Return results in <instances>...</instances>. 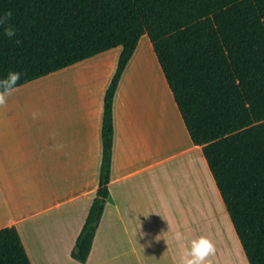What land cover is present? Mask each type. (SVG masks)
Here are the masks:
<instances>
[{"label": "trees", "instance_id": "trees-1", "mask_svg": "<svg viewBox=\"0 0 264 264\" xmlns=\"http://www.w3.org/2000/svg\"><path fill=\"white\" fill-rule=\"evenodd\" d=\"M0 78L19 85L120 46L103 99L98 186L72 251L85 262L109 196L113 102L139 38L152 42L249 264H264V0H0ZM19 41V43H17ZM0 264H31L14 225L0 228Z\"/></svg>", "mask_w": 264, "mask_h": 264}, {"label": "crops", "instance_id": "crops-1", "mask_svg": "<svg viewBox=\"0 0 264 264\" xmlns=\"http://www.w3.org/2000/svg\"><path fill=\"white\" fill-rule=\"evenodd\" d=\"M138 44L114 96L109 196L85 262L72 251L98 186L103 99L121 47L27 81L0 107V228H17L31 264H163L158 243L168 239V232L159 233L155 168L195 152L200 172L217 188L202 146L190 138L152 42L144 49ZM142 67L147 69L143 85ZM160 87L165 89L162 96ZM17 96H27L26 108L16 106ZM33 112L38 118H32ZM53 130L55 138L50 137ZM56 144L65 147L58 151ZM198 180L201 185V174ZM179 191L183 199L174 207L180 212L175 220L190 238L198 227L193 217L197 210L190 191L188 197L185 189ZM168 258L164 264H176L171 254Z\"/></svg>", "mask_w": 264, "mask_h": 264}, {"label": "rangeland", "instance_id": "rangeland-1", "mask_svg": "<svg viewBox=\"0 0 264 264\" xmlns=\"http://www.w3.org/2000/svg\"><path fill=\"white\" fill-rule=\"evenodd\" d=\"M144 47L149 45V39L142 35L141 42L138 44ZM165 91L164 88L160 87ZM16 106L20 108L27 107V96L15 97ZM186 165H183V164ZM158 174L153 175V185L158 188L160 209L158 220L160 223V232H168V239H160V254L158 259L161 263L168 262V255L171 254L176 264H180V257L183 252V241H177V233H183L185 227H178L175 219L180 212H175L179 202H182L183 196L180 195V189H185L187 197L190 191V198L193 207L197 211L193 212L197 228L192 229V236L186 234L187 241L206 236L213 241L216 247V253L210 257L211 264H249L245 252L241 246L231 218L221 200L218 197V190L211 179L206 181L202 172H200L199 160L195 152L184 154L173 160L165 161L157 166ZM201 174L202 184H199L198 176ZM200 190V193L198 191ZM188 199V198H187ZM178 211V210H177ZM166 219V221H165ZM167 224V226H165ZM185 236V234H184ZM165 242V243H164ZM115 261H101L98 264H115ZM147 264V262H145Z\"/></svg>", "mask_w": 264, "mask_h": 264}, {"label": "clouds", "instance_id": "clouds-1", "mask_svg": "<svg viewBox=\"0 0 264 264\" xmlns=\"http://www.w3.org/2000/svg\"><path fill=\"white\" fill-rule=\"evenodd\" d=\"M12 13L6 12L0 16V27H3L4 34L9 38L16 36V29L11 24ZM19 43V41H17ZM21 79V73L16 71H9L4 78H0V107L7 105L8 98L16 91L19 90L18 82ZM40 114L37 112L32 113V118H38ZM57 133L53 130L50 132V137L55 138ZM56 150L62 151L65 147L63 144L54 145ZM177 241H183V252L180 257V264H211L210 257L216 253V247L212 240L206 236L187 241L183 233H177L175 236Z\"/></svg>", "mask_w": 264, "mask_h": 264}, {"label": "bare ground", "instance_id": "bare-ground-1", "mask_svg": "<svg viewBox=\"0 0 264 264\" xmlns=\"http://www.w3.org/2000/svg\"><path fill=\"white\" fill-rule=\"evenodd\" d=\"M139 58H140V57H139ZM137 61H138V60H137ZM143 62H144V60H143ZM150 65H151V64H150ZM131 66H133V65H131ZM145 69H146V68H143V67H142V70H143V73H142V74H143V75H142V80L140 79V80H141L140 82H141L142 85H143V83H144V74H145V71H147V69H146V70H145ZM129 72H130V71H129ZM152 72H153V70H152ZM133 73H134V72H133ZM132 75H133V74H132ZM132 75H131V76H132ZM153 75H154V76H153V78H152V80H153L152 82H154V89L158 91L159 89H157L156 78H155V76H156V75H155V72L153 73ZM127 76H128V75H127ZM133 76H134V75H133ZM129 77H130V76H129ZM151 77H152V76H151ZM126 82H127V80H126ZM125 85H126V84H125ZM151 86H152V85H151ZM159 86H160V85H159ZM128 87H130V86H128ZM144 87H145V86H144ZM142 88H143V87H142ZM122 89H123V88H122ZM152 89H153V88H152ZM151 91H152V90H151ZM164 93H165V92H164L163 90L160 89V95L162 96ZM132 94H133V93H132ZM148 94H149V93H148ZM153 94H154V93H153ZM121 96H122V95H121ZM125 97H126V96H125ZM129 97H130V96H129ZM121 98H122V97H121ZM143 98H144V97H143ZM150 98H151V97H150ZM130 99H131V98H130ZM59 100H60V99H59ZM146 100H147V99H146ZM151 100H152V99H151ZM157 101H158V100H157ZM57 102H58V101H57ZM125 103H126V102H125ZM58 104H59V102H58ZM145 104H146V103H145ZM137 106H138V104H137ZM137 106H136V107H137ZM143 107H144V106H143ZM158 107H159V106H158ZM168 109H169V108H168ZM135 110H136V109H135ZM151 110H152V109H151ZM155 113H156V112H155ZM164 113H165V112H164ZM152 114H153V112H152ZM160 114H162V113H160ZM172 115H173V114H172ZM141 116H142V115H141ZM156 117H158V116H156ZM161 117H162V115H161ZM166 117H167V116H166ZM170 117H171V115H170ZM151 119H152V118H151ZM172 120H173V119H172ZM157 121H158V120H157ZM142 122H143V121H142ZM159 122H160V121H159ZM145 123H146V122H145ZM152 123H153V122H152ZM160 123H161V122H160ZM135 124H136V123H135ZM165 124H166V123H165ZM173 124H174V123H173ZM153 125H154V124H153ZM159 125H160V124H159ZM166 125H167V124H166ZM147 127H148V126H147ZM152 128H153V127H152ZM160 128H161V127H160ZM175 128H176V127H175ZM165 129H166V128H165ZM177 130H178V129H177ZM164 131H165V130H164ZM174 131H175V130H174ZM165 133H166V132H165ZM179 133H180V132H179ZM154 134H155V133H154ZM169 134H170V133H169ZM158 135H159V134H158ZM147 136H148V135H147ZM153 136H154V135H153ZM165 136H166V135H165ZM172 136H173V135H172ZM149 137H150V136H149ZM173 138H174V136H173ZM145 139H146V138H145ZM166 141H167V140H166ZM146 145H147V144H146ZM146 145H145V146H146ZM157 145H159V143H158Z\"/></svg>", "mask_w": 264, "mask_h": 264}]
</instances>
